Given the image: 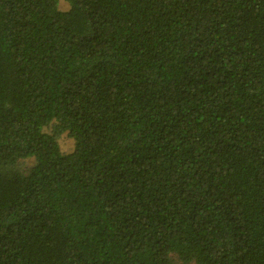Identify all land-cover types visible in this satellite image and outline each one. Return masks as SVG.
Listing matches in <instances>:
<instances>
[{
	"label": "trees",
	"instance_id": "16d2710c",
	"mask_svg": "<svg viewBox=\"0 0 264 264\" xmlns=\"http://www.w3.org/2000/svg\"><path fill=\"white\" fill-rule=\"evenodd\" d=\"M64 1L0 0V264H264V0Z\"/></svg>",
	"mask_w": 264,
	"mask_h": 264
},
{
	"label": "rangeland",
	"instance_id": "374dc122",
	"mask_svg": "<svg viewBox=\"0 0 264 264\" xmlns=\"http://www.w3.org/2000/svg\"><path fill=\"white\" fill-rule=\"evenodd\" d=\"M59 8L61 10H67L69 8V4L67 2H65L64 0H60V7ZM59 144H60L61 150L64 153H70L74 149L75 142L68 135L64 134L59 139Z\"/></svg>",
	"mask_w": 264,
	"mask_h": 264
}]
</instances>
